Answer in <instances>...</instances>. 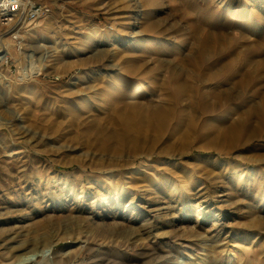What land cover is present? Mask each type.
<instances>
[{
  "label": "rangeland",
  "instance_id": "obj_1",
  "mask_svg": "<svg viewBox=\"0 0 264 264\" xmlns=\"http://www.w3.org/2000/svg\"><path fill=\"white\" fill-rule=\"evenodd\" d=\"M37 1L21 42L0 23V264H264L260 115L233 136L239 115L202 100H260L264 68L240 74L264 29L199 51L230 4L264 25V0Z\"/></svg>",
  "mask_w": 264,
  "mask_h": 264
},
{
  "label": "bare ground",
  "instance_id": "obj_2",
  "mask_svg": "<svg viewBox=\"0 0 264 264\" xmlns=\"http://www.w3.org/2000/svg\"><path fill=\"white\" fill-rule=\"evenodd\" d=\"M221 1H222V5H224V6L227 5L225 0H221ZM262 1L263 0H257L256 2L260 4ZM234 5L237 6V8H233L232 6H234ZM228 10L231 13V15L228 18H226V20L223 24L229 28L231 27L232 30L230 31V30L224 29L223 30L224 36H221L219 39H216L215 37H212V36L206 37L205 40L200 44V47L198 46L199 51H201L205 55V57H207V58L212 57L216 53L219 54L220 51H222V49H225L229 45L233 44V39L235 38V36L237 34L234 29L235 28L239 29V26L241 23H243V21H245V20L249 21L250 24H249V27H246L244 30H241L242 28L239 29V32H240L242 37H246L248 35V33H255L256 31H259L260 29H264L263 24L257 23V21H255V19H253L252 10H250V8L247 6L246 3L242 2V1H238L237 4H230V6L228 5ZM243 18H245V19H243ZM220 34H219V36H220ZM243 45L248 50H252L253 48H256L257 51H260L261 49L264 48V33H262L258 37V39L256 40V42L254 44H252V43L250 44V42L249 43L244 42ZM253 51H254V49H253ZM236 59L237 58H235V60ZM247 60H248V65L250 64L252 66H249L248 68H246L248 70H246L245 72H242L240 74V79L244 80V81L253 72H255V71L257 72V71H259V69L261 70L262 68H264V59L259 62L256 59H254L253 57H248ZM222 62H224V65H226L225 64L226 61L223 60ZM41 68H42V64L38 63L32 67L31 73L38 74L40 72ZM251 68H253V69H251ZM225 69H226V67H225ZM192 72H189L190 78L195 79L197 71L193 70ZM218 73H219V71L215 70L214 74H213L214 77H217ZM25 75L29 76L30 74L28 73ZM205 75H206V78L208 79V77H207L208 74L206 73ZM213 75L211 74L210 76H213ZM238 84H240V83H238ZM174 85H175L174 86L175 93L177 95H180V96H185L190 91V89H192V86H190V84L186 80H183L181 77H179V75L176 78ZM228 88H230V87H228ZM234 89H236V90H234ZM234 89H233L234 91L231 89H219V88L207 90V92L202 94V100H204V101L206 100V98H204V97H209L210 98L209 100H211V98H213L212 99L213 102H215V104L218 103L219 104L218 106L221 109H228L229 114L237 113L239 115V119L235 120L233 125L229 126V127H231V129L227 130V132H229L230 135H233V134H235L237 136L238 135H244V134L248 135V132H249L248 129H249L250 122H249L248 118H243V115H245V114H248V115H253L256 113L259 114L260 115V123H261L260 129L262 131L264 129V92L261 93L259 101H256L255 99H249V100L246 99V101L242 105L237 106V105H234L235 102L237 100L243 99L241 96V92H240L242 90L238 89V87H235ZM246 91H248V90H246ZM235 93H237V94H235ZM200 94H201V92H200ZM223 98H224V100H223ZM123 101H126V100H123ZM209 104H210V102H209ZM210 106L214 107V109H217V107L215 105H213L212 103L210 104ZM235 126H238L239 128H236ZM26 252H28V251H26ZM44 258H45L44 255H39L34 259H30L28 257H24V258L22 257L20 262H22L21 264H28V263L32 262V260H36V261L41 262L44 260Z\"/></svg>",
  "mask_w": 264,
  "mask_h": 264
},
{
  "label": "built area",
  "instance_id": "obj_3",
  "mask_svg": "<svg viewBox=\"0 0 264 264\" xmlns=\"http://www.w3.org/2000/svg\"><path fill=\"white\" fill-rule=\"evenodd\" d=\"M48 9L46 4L37 0H0V23L5 28L21 25L11 32L15 40L21 42L22 27L44 16Z\"/></svg>",
  "mask_w": 264,
  "mask_h": 264
}]
</instances>
